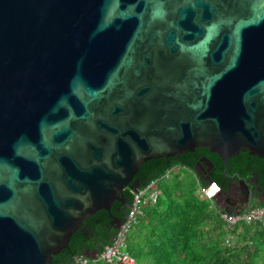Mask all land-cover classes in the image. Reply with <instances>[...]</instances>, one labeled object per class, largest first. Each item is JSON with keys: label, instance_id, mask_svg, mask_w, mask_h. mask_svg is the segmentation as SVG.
<instances>
[{"label": "water", "instance_id": "1", "mask_svg": "<svg viewBox=\"0 0 264 264\" xmlns=\"http://www.w3.org/2000/svg\"><path fill=\"white\" fill-rule=\"evenodd\" d=\"M199 148L264 159V0H0V264H51L130 212L144 163Z\"/></svg>", "mask_w": 264, "mask_h": 264}, {"label": "trees", "instance_id": "2", "mask_svg": "<svg viewBox=\"0 0 264 264\" xmlns=\"http://www.w3.org/2000/svg\"><path fill=\"white\" fill-rule=\"evenodd\" d=\"M203 155L213 163L211 178L220 185L226 177L225 170L227 174L238 173L242 178L254 175L264 182V159L248 152L230 158L226 168L219 156L205 148L179 157L147 161L132 182L139 183L140 188L177 166L189 171L191 176L185 180L177 177L172 186L164 188L155 206L145 208L141 229L129 237L127 245L137 264H264V255L260 254L264 247V225L243 223L237 226L231 232L243 246L228 247L225 244L227 232L220 219L222 209L210 208L209 202L197 195L198 181L204 186L208 184L201 173L195 172ZM123 197L131 205L133 190L124 189ZM118 208L124 211L126 218L129 209L117 201L110 212L98 211L73 234L68 248L53 256L51 264H73L78 255L90 257L95 252L99 255L117 234L111 216L118 215Z\"/></svg>", "mask_w": 264, "mask_h": 264}, {"label": "built area", "instance_id": "3", "mask_svg": "<svg viewBox=\"0 0 264 264\" xmlns=\"http://www.w3.org/2000/svg\"><path fill=\"white\" fill-rule=\"evenodd\" d=\"M179 169H181V167H174L168 170L161 178L152 180L142 189H139L138 193L133 191L135 199L132 201V207L128 218L125 223L122 224V228L119 229L113 245L105 246V250L97 255V258L79 255L74 260L73 264H137L135 258L127 250L129 237L136 227L140 225L141 219L145 216V208L147 206H155L163 194L160 188L152 190L149 194L148 190L159 185L161 181L168 179L173 171ZM197 195L200 199L208 201L210 208L219 207L217 201L199 181ZM220 219L223 221L224 228L227 232L225 244L230 247L235 236L231 231L240 224L264 225V205L250 204L241 213L235 215H231L222 209L220 212Z\"/></svg>", "mask_w": 264, "mask_h": 264}, {"label": "flooded vegetation", "instance_id": "4", "mask_svg": "<svg viewBox=\"0 0 264 264\" xmlns=\"http://www.w3.org/2000/svg\"><path fill=\"white\" fill-rule=\"evenodd\" d=\"M204 162H202V166L199 165V170L202 175L207 174H213L214 165L211 162V160L207 156H202ZM240 179H244L247 181V185L249 188V191L246 192L242 185L240 184ZM226 183L225 187V193L223 195V200L225 202V205H230L232 203L239 204L241 202H244L248 199V206L250 204H264V182L262 183L260 179H258L254 175H249L245 178H242L238 173H230L226 174V177L224 179ZM125 199V198H124ZM126 200V199H125ZM127 201V200H126ZM129 204L130 202L127 201ZM128 209L127 204L121 203ZM118 215L116 216L120 223L113 224L115 230H119L117 226H122L124 220H125V213L123 210H120L118 208Z\"/></svg>", "mask_w": 264, "mask_h": 264}, {"label": "rangeland", "instance_id": "5", "mask_svg": "<svg viewBox=\"0 0 264 264\" xmlns=\"http://www.w3.org/2000/svg\"><path fill=\"white\" fill-rule=\"evenodd\" d=\"M190 176H191L190 172L187 171V170H185V169L175 170V171L172 172L171 176L168 179H165V180L161 181L159 185H156L153 188L149 189L148 190V194L152 190L158 189V188H160L162 190V192H163L164 191V188L172 186V184L175 182V180L177 179V177H180L181 179L185 180V179L189 178ZM148 207L149 206H147L146 208H148ZM140 229H141V226L136 227L135 231H133L131 233V235L132 236H133V234L135 235V233H137L138 231H140ZM238 232H241V230L239 229ZM233 246H236V247L243 246V242L242 241L240 242L238 240V237L237 236H234V239L232 240V243H231L230 247H233ZM260 254L261 255H264V247H263V251H261Z\"/></svg>", "mask_w": 264, "mask_h": 264}, {"label": "crops", "instance_id": "6", "mask_svg": "<svg viewBox=\"0 0 264 264\" xmlns=\"http://www.w3.org/2000/svg\"><path fill=\"white\" fill-rule=\"evenodd\" d=\"M135 231V230H134Z\"/></svg>", "mask_w": 264, "mask_h": 264}]
</instances>
